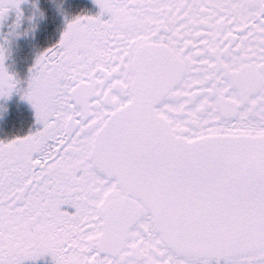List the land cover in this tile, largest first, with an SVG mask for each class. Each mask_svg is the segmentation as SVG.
<instances>
[{"label":"snow or ice","instance_id":"6c2138e0","mask_svg":"<svg viewBox=\"0 0 264 264\" xmlns=\"http://www.w3.org/2000/svg\"><path fill=\"white\" fill-rule=\"evenodd\" d=\"M96 2L33 65L42 127L0 140V264H264V0Z\"/></svg>","mask_w":264,"mask_h":264},{"label":"flooded vegetation","instance_id":"af4514ba","mask_svg":"<svg viewBox=\"0 0 264 264\" xmlns=\"http://www.w3.org/2000/svg\"><path fill=\"white\" fill-rule=\"evenodd\" d=\"M20 9L21 23L6 41L4 36L16 18V9H10L5 22L0 24V43L6 48L3 63L19 82L9 95L0 96V140L5 142L42 127L35 107L24 95L38 55L60 40L71 19L101 11L96 0H21ZM106 16L104 13L103 17ZM21 264H55V261L51 253H44L36 259H24Z\"/></svg>","mask_w":264,"mask_h":264}]
</instances>
